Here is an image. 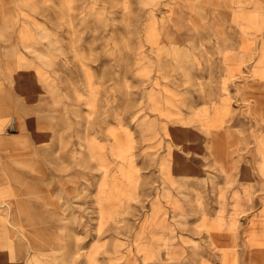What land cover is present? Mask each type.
Here are the masks:
<instances>
[{"label":"rangeland","instance_id":"1","mask_svg":"<svg viewBox=\"0 0 264 264\" xmlns=\"http://www.w3.org/2000/svg\"><path fill=\"white\" fill-rule=\"evenodd\" d=\"M1 203L0 264H264V0H0Z\"/></svg>","mask_w":264,"mask_h":264},{"label":"bare ground","instance_id":"2","mask_svg":"<svg viewBox=\"0 0 264 264\" xmlns=\"http://www.w3.org/2000/svg\"><path fill=\"white\" fill-rule=\"evenodd\" d=\"M4 205H6V204H4V203H1L0 204V206H4ZM4 219H5V217H4ZM7 219H8V217H7ZM153 220V219H152ZM7 221V220H6ZM9 222V221H8ZM152 222V221H151ZM11 223V222H10Z\"/></svg>","mask_w":264,"mask_h":264}]
</instances>
